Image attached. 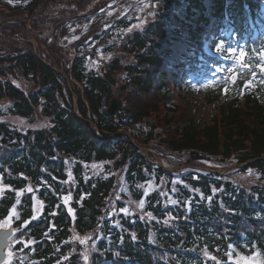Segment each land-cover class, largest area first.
<instances>
[{
  "label": "trees",
  "instance_id": "obj_1",
  "mask_svg": "<svg viewBox=\"0 0 264 264\" xmlns=\"http://www.w3.org/2000/svg\"><path fill=\"white\" fill-rule=\"evenodd\" d=\"M6 1L0 0V13L21 17L28 11L26 21L32 22L30 17L63 0H14L21 6ZM92 1L66 0L77 11ZM158 2V16L123 38L120 47L132 61L112 60L109 73L126 72L121 87L130 88L126 109L115 115L108 107L117 86L84 69L83 56H75L67 68L55 63L70 78L78 98L76 114L65 78L30 41L24 43L27 49L0 57V221L15 209L12 264H248L242 258L253 255L264 264V35L259 31L264 0ZM6 28L28 34L18 22L4 24L0 32ZM221 42L224 56L236 47L246 54L249 69L236 67L240 78L235 83L220 72L235 61L225 63L209 54ZM252 70L262 83L245 88ZM9 74L34 82L36 89L26 92ZM203 75H211L216 86L211 97L220 100V115L202 130L171 128L170 109L156 102L155 91L183 87L190 77ZM7 114L28 121L41 116L48 124L22 130L2 119ZM120 131L137 146L123 134L102 139ZM144 148L171 167L176 165L164 152L183 153L179 165L191 167L163 170ZM253 159L225 174L202 169ZM92 162L106 167L85 174V164ZM116 170L131 196H125L128 208L117 199L115 211ZM239 174H250L255 182L245 185ZM66 196H71V211ZM134 201H143L139 211ZM77 235L89 236L86 246Z\"/></svg>",
  "mask_w": 264,
  "mask_h": 264
},
{
  "label": "rangeland",
  "instance_id": "obj_2",
  "mask_svg": "<svg viewBox=\"0 0 264 264\" xmlns=\"http://www.w3.org/2000/svg\"><path fill=\"white\" fill-rule=\"evenodd\" d=\"M6 3L8 5L15 4L21 6L19 2L14 0H7ZM159 3L158 0H93L83 10L77 11L75 6L69 5L66 0H63L57 2L55 5L49 6L40 16L30 17L33 23L29 22V20L27 22L32 32H34L39 46L45 51L46 62L49 61L51 65H54L57 61L59 64L63 62L67 68L75 56H83L84 61L82 66L84 69L103 75L104 73H109L112 60L115 57H120L119 64H129L132 61L130 57H125L126 55L122 51V47H120L123 38L133 31L142 30L149 22L153 21L158 16L157 8ZM7 15V13L3 14L1 12L0 20L15 18L26 21L28 11H24L21 17ZM14 22L17 21L11 20L5 24ZM28 34L21 29L15 34H13V30L7 28L0 32V57L6 54H14L13 50L15 48L27 49L24 43L26 41L31 42V36L30 34L28 36ZM239 66L235 58L234 67ZM111 75L117 80L116 94L114 97H117L122 102L121 109H126L125 101L130 97V92H128L130 88L127 87L125 89L121 86L124 85L128 75L121 69H117ZM8 77L26 92H31L36 89L34 82L26 80L22 76L9 74ZM213 83L211 80H206L204 85L199 83L189 84L186 90L179 88L177 85H167L155 91L156 102L170 109L168 118L171 128L192 126L197 130H202L203 127L212 125L215 117L220 115L221 108L220 100L212 99L211 97L213 89L216 88ZM210 84L212 87H209ZM124 116L128 117L129 112L125 113ZM2 119L22 130L40 128L48 124L46 119L41 116H38L35 120L28 121L24 118L7 114ZM146 123L153 122L148 120ZM138 125L136 124L135 128L138 129V133L142 134L141 124L140 126ZM140 134L139 136L141 138L144 137V134ZM153 143H156V147L158 148L160 146V139L154 140ZM164 155H166V159L170 160V164L176 165V167L185 159L183 153L167 151V153L164 152ZM93 165L96 167H92ZM85 167V174L90 175L103 171L106 163L92 162L85 164ZM214 167L218 168L217 166ZM120 171L116 170L114 173L111 171L115 177V187L118 186V188L122 174ZM238 179L239 182L245 185L255 182L250 174H239ZM118 188L117 191L115 190L113 197H111V207L115 211L119 208L116 203L117 199L125 202L127 208L130 207L129 200L125 197L126 195L131 196L130 189L127 185H124L123 192L120 194ZM66 197H70L67 206L71 209L69 206L71 196ZM39 204L36 201L37 208ZM132 205L136 211L140 210V204L138 202L134 201ZM7 218L0 222L6 221ZM15 218L16 212L13 215L10 226L5 225L0 230H14ZM76 238L86 246L89 236L82 237L77 235ZM15 254L16 250H13L12 243L10 242L7 259L4 264H12L11 261ZM258 259L257 255H253L252 258H244V261H248V264H258Z\"/></svg>",
  "mask_w": 264,
  "mask_h": 264
},
{
  "label": "water",
  "instance_id": "obj_3",
  "mask_svg": "<svg viewBox=\"0 0 264 264\" xmlns=\"http://www.w3.org/2000/svg\"><path fill=\"white\" fill-rule=\"evenodd\" d=\"M11 20H15V21H18V22H21L26 28L29 29L28 27V24L26 22H22L20 20H17L15 18H7V19H2L0 20V26L6 22H9ZM32 42L34 44V47L37 51H40L41 53L44 54V52L39 48L38 44H37V41L36 39L32 36ZM54 69L62 74L66 80H67V83L68 85L70 86V82H69V79L66 77V75L60 70L58 69L57 67H54ZM105 77L111 82L112 85H116V80L109 74H105ZM76 96H74V106L76 107ZM122 108V102L115 98V97H112L111 99V102H110V106L108 108V112L110 114H116L117 111ZM122 134H126L125 132H121ZM145 152H151L149 150H145L143 149ZM155 158H156V162L161 166L162 169L164 170H174L172 168H168V167H165L164 165H162L161 161L158 159V157L155 155ZM251 161H254V160H251ZM251 161H247L245 163H242V164H236V165H233V166H230L228 168H225V169H221V170H214V169H211L209 167H206L204 168L205 170H208V171H212V172H217V173H220V174H224L225 172H227L228 170H231V169H234V168H237V167H244L246 165L249 164V162ZM178 169V168H176ZM13 234V230L9 229V230H0V264H3L6 260V252H7V249L9 247V238L12 236Z\"/></svg>",
  "mask_w": 264,
  "mask_h": 264
},
{
  "label": "snow or ice",
  "instance_id": "obj_4",
  "mask_svg": "<svg viewBox=\"0 0 264 264\" xmlns=\"http://www.w3.org/2000/svg\"><path fill=\"white\" fill-rule=\"evenodd\" d=\"M223 48H224V44H223V42H221V43L217 44V46H216V51L219 53V52H221V51L223 50ZM228 52L231 53L233 56H235L236 61H237V64L240 65V67H243L245 70H248V69H249V65H247V64L244 62V61H245V56H246V54H245L243 51H241V52L239 53V55H236L235 50L229 48V49H228ZM227 71L229 72V77H228L227 79H230L233 83H235V81H236V79H237V69H236V68H230V69H228ZM260 71H261V73H264V65H261V66H260ZM252 75H253V79H255V75H256L255 70H252ZM262 78H264V77H262ZM249 86H254L252 80L245 81V88H247V87H249ZM227 91H228V88L225 87V88H224V92L227 93ZM92 167H96V166L93 165ZM69 178L71 179L70 174H69ZM28 191H32V189L29 188ZM17 195L19 196V193H18ZM69 199H70V197H65V198H64V203L67 204V202H68ZM171 203L175 204V203H177V201L172 200ZM41 207H42V206H41ZM140 207H143V201L140 202ZM69 211H71V209H69ZM121 211H123V212H125V213L127 214V211H128V210H127V209H121ZM14 213H15V209H13V210L9 213V216H8V218H7L6 221L0 222V228L4 227L5 225L10 226V224H11V220H12V218H13ZM150 215H151V214L149 213V216H150ZM17 218H18V217H17ZM34 218H35V217H34ZM164 223L167 224L168 221L165 220ZM133 238H135V237H133ZM9 255H11V253H9ZM242 259H244V258H242Z\"/></svg>",
  "mask_w": 264,
  "mask_h": 264
}]
</instances>
